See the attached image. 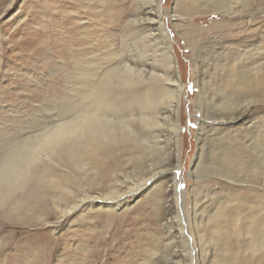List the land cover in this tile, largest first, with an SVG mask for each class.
Here are the masks:
<instances>
[{"label":"rangeland","instance_id":"obj_1","mask_svg":"<svg viewBox=\"0 0 264 264\" xmlns=\"http://www.w3.org/2000/svg\"><path fill=\"white\" fill-rule=\"evenodd\" d=\"M159 3L184 89L181 168L174 172L177 193L185 197L182 208L176 209L175 194L165 180L147 181L137 192H127L113 212L83 204L64 216L59 208L71 206L76 198L57 201L52 197L60 196L59 188L41 190L30 207L18 209L12 204L11 212L0 211V264H168L173 249L169 231L175 235L179 222L186 223L194 245L193 264L201 263L198 248L206 251L204 263L211 264L213 249L219 250L228 233L221 232L215 244L210 238L213 249L198 247L193 222L202 219L198 226L209 233L207 216L264 219V9L260 11L264 0H250L252 11L231 19L195 0ZM136 4L135 0H0V155L25 149L20 145L23 141L35 142L46 127L74 117V110L89 106L90 85L121 74L116 69L129 60L135 38L147 27L145 22L139 28L133 23ZM144 15L141 10L138 18L144 20ZM107 86L110 111L125 113L130 105L138 113V100L146 101L142 84ZM242 96L252 100L248 111L243 109ZM205 97L233 107L238 121L229 128L219 126L210 117L213 107ZM159 102L162 114L155 132L163 149L146 155L138 167L126 151H118V159L98 177L91 192L106 193L115 180L121 184L117 188L126 191L130 181L148 178L146 171L176 164L173 157L166 160L171 151L167 125L171 120L166 103ZM142 109L152 112L146 106ZM58 170L53 169L51 177L62 178V185L68 183L73 195L86 192L83 175L77 179L68 167L76 175L70 180ZM193 198H197L195 206ZM241 225L238 232L236 226L230 227L240 233L241 245L250 246V233ZM210 233L213 239L215 234Z\"/></svg>","mask_w":264,"mask_h":264},{"label":"bare ground","instance_id":"obj_2","mask_svg":"<svg viewBox=\"0 0 264 264\" xmlns=\"http://www.w3.org/2000/svg\"><path fill=\"white\" fill-rule=\"evenodd\" d=\"M135 1L137 2L136 6L139 5V7L136 9L137 15L134 14L135 20L133 23L137 24V27L138 24L139 26L146 24L147 27L138 34V37L140 35L139 38H135L138 41H134L135 44L132 45V51H129V53L134 51L127 58L129 60L125 62L124 66L116 69L118 73L121 71V74L104 76L101 78L104 81L96 82L97 84L94 82L95 84L90 85L91 90H88L90 94H87L89 106L87 104L88 107L83 106L81 109H79L80 107L78 108L79 111L74 110L76 112V114L73 112L75 114L74 117L69 120H61L58 123L54 122L46 127L34 138L35 142H29L30 140H28L24 144L23 141L20 145L22 147L25 146V149L21 151L14 150L11 156L5 155L3 157L0 155L3 157L0 158V211L2 213L11 212L12 204L18 209L30 207L34 196H38L41 190L45 192V189L48 188L60 189V196L58 198L52 197L54 200L62 201L71 195L76 198L71 206L66 205L59 208L60 214H63L62 216L75 211L83 204H87V206L97 205L113 212L122 205V198L127 192H137L146 185L147 181L154 183L156 181L163 182V180L170 182L172 192L175 194L173 202L176 209L182 206L185 197L183 194L179 196L177 193L176 174H174L181 168L179 164V152L181 151L179 124L181 98L184 89L180 84V67L164 26L159 0ZM195 1L211 12L228 15L227 19L236 17L240 12L252 11V9H248L250 0H239L238 2L236 0ZM238 6L245 9L239 10L236 8ZM263 9L264 7L260 11ZM141 10L145 12L144 16L146 17H144V20H141L142 17L138 18ZM144 22L145 24H143ZM132 57L133 59H131ZM248 57H246V60H248ZM120 58L121 60H119L123 61L122 57ZM249 63V61H246L244 66H249ZM252 68L251 66L250 69ZM84 78L86 77L84 76ZM109 83L110 85L115 83L118 86L143 85L146 91V101L139 103L138 100V113H133V105V107L129 105L130 110L125 111V113H118L117 109L115 111L109 110V100L105 93ZM254 85L255 83H253ZM242 97L245 102L243 109L248 111L252 100L245 98V96ZM159 99L163 101L161 103H166L165 107L168 111L166 112L169 114L168 120H171L169 124L167 123L171 128L168 135L170 136L168 141L171 144L168 146L171 151L168 152L166 160L169 162L168 158L173 157L176 160V164L172 168H168V163H165L163 167L162 165L157 167L162 168L158 171H155V168L151 169V172L147 173L146 171L145 174L148 175V178H143L140 181L137 178L135 180L136 184L133 183V180L132 182L130 181L131 185L126 186V191L121 189L123 192L117 188L121 184H116V180L112 188H109L106 193L91 192L90 188L96 184L98 177H101L100 175L104 174L118 159V156H116L118 151H126L128 159L133 161L135 167H138L143 164V158L146 155L163 149L161 146L162 142L159 139L160 135L155 132L156 127L159 126L158 117L162 114L161 107L158 106L160 104ZM205 100L212 105L213 112L210 117L212 120H216L219 126L229 128L234 122L238 121L239 113L233 107H222L219 103H215L207 97H205ZM143 106L152 109V112L142 109ZM167 114L166 116H168ZM166 116L165 119H167ZM136 118L138 126L133 125ZM198 120L200 119L197 118ZM8 152L10 153V151ZM113 152L115 153L114 156L112 155ZM68 167L73 170V173L78 175L77 179H79L81 174L85 182H87L86 192L81 196L73 195L74 190L69 189L68 183L62 185V178L55 179L51 177L52 170L59 168L58 172L60 171V173H63L62 175H67L70 180L71 178H76V175H72ZM88 171H91L93 176L88 177ZM168 172H170V175ZM64 180L69 181L67 179ZM26 185H28V189H26ZM16 194L19 196L15 198ZM196 199L193 198L194 206L196 205ZM202 221L201 219L199 221L201 223L193 222V224L197 225L196 227L193 226L195 229H193L192 233L197 238L198 247L208 245L209 248L213 249L215 247L210 242V238L215 244L220 238L221 232L228 233L222 239L219 250L213 249V253L216 255L212 258L211 264H264V219L257 221V219H228L225 215L207 216L205 223L210 226V231L214 232L213 239L210 231L209 233L202 232L201 226H198L203 224ZM185 224L179 222L177 233L174 231L175 235L167 229L170 232L168 233L171 248L173 247L172 252L170 251L171 258H168V264H193V261L196 260L194 245L189 240ZM240 224H243L241 225L242 228L250 233V246L241 245L238 238L241 235L240 233L236 234L233 229L236 226V232H238ZM230 226H233V228ZM233 233L236 235L231 237ZM205 253V250L199 251L198 248L197 254L201 256V263L199 264H205L203 258Z\"/></svg>","mask_w":264,"mask_h":264},{"label":"snow or ice","instance_id":"obj_3","mask_svg":"<svg viewBox=\"0 0 264 264\" xmlns=\"http://www.w3.org/2000/svg\"><path fill=\"white\" fill-rule=\"evenodd\" d=\"M181 187H183V185H181Z\"/></svg>","mask_w":264,"mask_h":264}]
</instances>
